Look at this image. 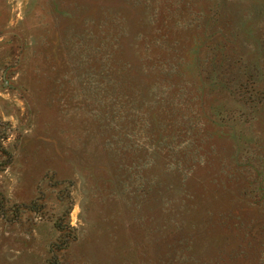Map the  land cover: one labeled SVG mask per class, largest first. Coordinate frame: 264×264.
<instances>
[{"label":"rangeland","instance_id":"1","mask_svg":"<svg viewBox=\"0 0 264 264\" xmlns=\"http://www.w3.org/2000/svg\"><path fill=\"white\" fill-rule=\"evenodd\" d=\"M250 92L264 0H0V264H264Z\"/></svg>","mask_w":264,"mask_h":264},{"label":"trees","instance_id":"2","mask_svg":"<svg viewBox=\"0 0 264 264\" xmlns=\"http://www.w3.org/2000/svg\"><path fill=\"white\" fill-rule=\"evenodd\" d=\"M252 92H250V96H244L243 98H241V103L243 104L242 107L244 108H249V106H251L253 103L254 104H257V105H261V104H264V99L263 98H256L255 99V96L252 97ZM257 100V101H255ZM251 103V104H249ZM218 116H221L220 113H217ZM226 120H229V121H234L236 119V117L234 116V114H231L229 117L228 116H224ZM5 137L2 133V130H1V126H0V171L4 170L5 167L7 166L8 163H10V155L9 153L4 150L3 146H2V140H4ZM264 192V190H263ZM4 201L6 202V200H4L3 197H1L0 195V211L1 213L3 214L4 213ZM3 202V203H2Z\"/></svg>","mask_w":264,"mask_h":264}]
</instances>
